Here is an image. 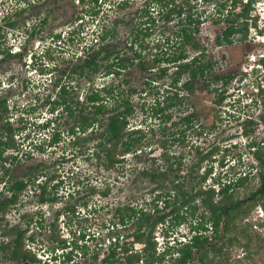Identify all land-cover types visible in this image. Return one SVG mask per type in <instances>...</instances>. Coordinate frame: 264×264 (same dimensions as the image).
Listing matches in <instances>:
<instances>
[{
  "label": "rangeland",
  "instance_id": "obj_1",
  "mask_svg": "<svg viewBox=\"0 0 264 264\" xmlns=\"http://www.w3.org/2000/svg\"><path fill=\"white\" fill-rule=\"evenodd\" d=\"M121 1L96 0L94 3L90 0H0V100H6L9 123L17 130L13 137L14 148L6 149L2 153V158H6L5 167L9 171L7 175L11 178L18 179L24 177L27 172L37 170L40 180L45 177L50 179L46 183L45 196L57 198L55 203L41 204L38 193L34 192L36 189L28 191L27 194L21 192L15 207L9 206L5 211L3 222L8 221V224L6 228H0V242L4 240L6 242V238L10 240L17 230H22L23 245L20 251L33 250L36 258L43 264H51L49 260L52 264H60L54 263L52 258L55 252L56 256L61 254L60 249L56 250L61 244L60 241H68L73 237L72 234L78 235V232L82 231L91 232L96 238L92 241L87 240L88 256L85 259H77L74 264H101L99 259L94 262L91 257L96 253L100 255L101 250H106L113 242V238H116V234L126 237L132 230V223L124 227H117L119 224L115 225L117 228L113 227V224L118 222L114 210L128 203L150 210L154 196L157 193H164L162 188L152 192L157 182L150 183L148 179L138 178L137 175L142 168L163 166L164 160L159 157L162 150L157 144L151 146L155 153H150L148 147L136 159L127 155L123 170H105L102 167V160L92 154V145L96 144V139L78 146L69 142L72 139L66 131L74 123L72 118L62 116L58 121L62 141L56 146H47L48 131L52 133V130H40L37 127L40 122L50 117L49 104L46 101L57 97L59 89L55 82L79 85L77 88L80 92L77 95L80 96L86 87V81L76 79L72 73L73 64L78 63L80 56L84 57L87 52H91L89 47L95 44L98 34L104 29L116 27V40L123 41L127 26L122 19H138L139 9L146 0H126L128 5L124 8L118 6ZM216 1L218 4L225 1L228 6L231 3V0H195L191 4L196 10L204 11L203 18L207 17L202 21L204 25L199 37L206 46L208 58L218 60L219 73H232L237 76L227 87L226 99L220 106L216 105L213 101L215 98L213 92L207 91L202 83H196L192 92L186 95L187 99L174 108V118L163 125L149 116L154 94L158 93L157 88H165L171 81L164 78L151 85L155 86L152 91L132 97L134 112L130 117V126L132 129L141 128L148 139L153 138L151 142H156L161 138L160 131L166 130V133H171L172 128L179 131V128H182L179 118L190 113L195 114L197 116L195 125L187 130L184 142H176L174 145L166 143L168 153L174 154V158H181L180 171L166 174L164 180L158 183L160 186L167 185L177 176V182L185 184L188 168L199 156L215 151L214 156L201 165L200 174L205 168L212 166V177L208 178L206 186H213L214 179H236L239 175L243 176L249 172L251 174H248V181L243 187H237L232 192L238 200L244 201L255 191L259 183L256 172L258 163L252 158L249 147L251 143L261 145L264 139V127L256 122L258 116L264 115V97L259 95L258 97L254 93L255 77H251L249 73L250 70H255L252 65L253 59L257 60L264 53L260 45L264 40V0H255L252 5L250 16L256 18V26H250L247 40L225 50L218 48L214 43L215 37L224 29L223 25L211 23L212 14L217 8L213 5ZM240 8L242 7L236 10L237 13L240 12ZM92 11L98 13L92 15L90 13ZM174 23L168 26L158 23L151 41L159 39L162 30L171 35L177 28ZM7 24H11L12 27H8ZM260 31L263 32L262 36H259ZM98 46L95 45V50L99 48ZM134 49L139 50L138 47ZM221 56H224L223 59ZM240 59L242 63L245 62L242 64L239 62ZM240 67L247 72V76H244ZM173 72L174 69L170 67L168 77ZM148 74L150 73L135 75L134 87L140 92L143 81L149 77ZM122 78L121 76L120 80ZM113 80V77L97 78L96 83L106 85ZM219 85V82H213L210 88ZM180 94L182 95V92ZM150 129L153 130V134L150 133ZM164 140L170 141L171 136ZM12 156H17V160H12ZM153 156L157 158L154 164L148 160ZM100 157L103 158L101 154ZM219 162H222V168ZM1 164L0 159V167ZM106 184L109 188V197L102 198L99 190H104L103 185ZM6 194L0 190V201ZM170 198L172 199V196ZM162 202L159 201L158 208L164 209ZM66 205L74 207L76 213L73 216L57 217V211ZM166 219V223L159 225L155 231L157 254L163 251L167 240H170V244L174 243L173 239L185 242L192 235L188 228L193 219L188 217L185 223L173 230L169 228L172 218L169 216ZM243 223L252 225L251 232L264 238L263 208L254 207ZM4 230L8 234L3 235ZM165 231H169V239H163ZM30 235L34 238L33 242L27 240ZM206 235L210 236V231ZM227 237L213 240L211 244L220 245L227 242ZM122 242L119 244L122 245ZM241 242L244 240L241 239ZM141 246L135 244L133 249L138 250ZM251 248L254 252V245ZM226 249L228 261L224 264H250L251 260L241 261L245 250L235 242L228 244ZM1 258L2 252L0 264H14ZM252 258L264 260V246L263 251ZM165 261H168V257ZM190 264H201L196 254Z\"/></svg>",
  "mask_w": 264,
  "mask_h": 264
},
{
  "label": "trees",
  "instance_id": "obj_2",
  "mask_svg": "<svg viewBox=\"0 0 264 264\" xmlns=\"http://www.w3.org/2000/svg\"><path fill=\"white\" fill-rule=\"evenodd\" d=\"M90 1L96 3V0ZM193 1L195 0H146L139 9L138 19H122L123 23L129 27L128 42L116 40V27L102 30L95 44L89 47L91 52H87L84 57L80 56L78 63L73 64L72 73L76 79L86 81L82 94L77 95L80 92L77 88L79 85L55 82V86L59 89L57 98L52 101L48 99L46 103L49 104L48 112L52 115L56 113V116L52 119H45L37 125L40 130L53 128L48 145L56 146L62 141V131L59 130L57 121L62 115L65 118H72L74 123L66 131L72 139L69 140L70 143L78 146L96 139V144L92 145V154L100 158L102 166L109 170H123L127 155L136 159L148 147L150 153H153L152 145L157 144L162 150L159 157L164 160V168L161 165L142 168L137 175L138 178L148 179L150 183L157 182L152 192L162 188L164 193H157L154 196L150 210L129 203L114 210L118 222L113 224V227L118 224L117 227H124L129 223L133 225L126 237L116 234V238H113L114 241L109 246V264H190L194 259V254L197 255L201 264H224L228 261L226 247L232 242L245 250L242 260L240 258L241 261L251 260L250 264H264L263 259L259 261L257 258H252L253 255L263 251L264 238L251 232L252 225L243 223L254 207L260 206L264 209V170L257 173L258 186L244 201L238 200L232 192L237 187H243L248 181V174H251L249 172L243 176L239 175L236 179H214L213 186H206L208 178L212 177V166L205 168L200 174L201 165L207 159H211L215 151L199 156L196 162L188 168L185 175L186 185L177 182V176H175L167 185L160 186L158 182H162L166 174L179 172L182 166L181 158H174V154L168 153L166 143L169 142L170 145L176 142L183 143L187 130L195 125L197 116L193 113L183 116L180 118L182 128H179V131L174 128L171 133H166V130L160 131L161 138L156 142H151L153 138L148 139L141 128L132 129L130 126V117L134 112L132 97L152 91L155 86L151 87V85L164 78H169L171 81L165 88H157L158 93L154 94L149 116L150 119L160 121L159 123L163 125L172 120L174 108L187 99V96L181 95L180 92L191 93L196 83H205L206 88L214 93L213 101L216 105L219 106L224 101L226 97L224 93L227 89L219 92L216 88H210L211 83L219 81L220 78L211 74L212 64L210 62L201 60L203 48L198 43L197 36L205 13L203 10H196V7L191 4ZM230 2L229 6L225 1L219 4L216 1L213 4L217 8L212 14V23H224L227 26L222 39L221 37L217 39V44L223 41L231 44V38L239 32L242 33L241 39H244L249 24L256 25L255 18L250 16L254 0H245L244 3L242 0H231ZM127 5L126 0L118 3L120 8ZM239 5L242 7L241 13L236 12ZM90 13L96 15L98 11ZM140 18L142 19L139 21ZM158 23L163 26L174 23L177 28L172 31L171 35H167L162 30L160 38L154 42L150 39ZM238 24L242 25L239 29L236 27ZM7 26L12 27L11 24ZM129 42L130 45L127 44ZM96 44L99 45L97 50L94 48ZM135 47L139 50H135ZM194 50H200L201 53L190 62L188 51ZM170 67L177 69H174L168 77ZM137 73L140 76L150 73L142 83L141 92L134 87ZM98 75L100 76L97 77ZM121 76L123 78L120 80ZM109 77L114 78L109 84L98 85L96 83L97 78ZM182 78L185 81L178 86ZM229 79L224 80L225 85H228ZM7 113L6 100H0L1 168H4V163H6V158H2V153L6 149L14 148L13 135L17 131L6 120ZM150 133L153 134L152 129ZM167 136H171V140L163 141ZM254 157L264 169V152H254ZM11 159L15 160L13 157ZM148 160L154 164L157 158L153 156ZM219 164L223 167L222 162ZM3 179L4 177L1 178ZM24 187L23 181L14 182L9 188L12 192L11 197H5L0 201V228L7 227L8 221L3 222L5 211L15 203L19 191ZM40 190L39 201L41 203L56 202L55 196H45V186H40ZM108 190V187L99 190V194L106 197ZM171 191H173L172 194ZM160 200L163 201V208L169 209L168 212L159 214L161 210L158 208V202ZM74 212V207L66 205L57 211V217L60 214L68 216ZM169 216L172 218L169 224L172 230L185 223L188 217L193 219L194 221L189 224L188 228L193 234L185 243L173 239V244H166L165 249L157 254L155 231L159 225L166 223V218ZM208 231L211 233L210 236L206 235ZM168 233L169 231H165L163 238H168ZM6 234L8 233L4 230L3 235ZM223 236H229L226 238L227 242L220 245L211 244L213 240H219ZM21 238L22 234L19 233L15 239L1 246L3 260L12 259L19 262L20 259L27 257L23 250L20 251L23 245ZM124 239H131V241ZM241 239L244 242H241ZM120 241H123L122 245L119 244ZM135 244L142 245V248L134 250ZM252 245L255 247L254 252ZM166 257L168 261H165Z\"/></svg>",
  "mask_w": 264,
  "mask_h": 264
},
{
  "label": "flooded vegetation",
  "instance_id": "obj_3",
  "mask_svg": "<svg viewBox=\"0 0 264 264\" xmlns=\"http://www.w3.org/2000/svg\"><path fill=\"white\" fill-rule=\"evenodd\" d=\"M239 7H240V5L237 7V9L239 10ZM242 12V10H241V8H240V12H238V13H241ZM204 19H206L205 17H204ZM256 19V18H255ZM212 23V22H211ZM252 23V22H251ZM256 23V22H255ZM212 24H214V23H212ZM240 24V23H239ZM238 24V26H236L238 29L239 28H241L242 27V25H239ZM204 25V23H201V26L199 27V30H200V32L198 33V36H197V40H198V43H200V45L202 46V48H203V51H201L202 52V57H201V60L203 61V62H210L211 64H212V73L211 74H213L215 77H218V78H220L219 79V81H217V82H214V83H220V85L218 86V87H216V89H218V91L219 92H221L223 89H227V87L229 86V83H231L234 79H235V77H237L235 74H222V73H219L218 71H217V68H218V66H219V63H218V60H211L210 58H208V53H207V49H206V46L201 42V40H200V37H199V35H200V33H201V28H202V26ZM214 25H223V27H224V29L221 31V33L219 34V35H217L216 37H215V39H214V43H215V45L218 47V48H222L223 50H225V49H229L230 47H232V46H235L236 45V43H240V42H243V41H246L247 40V38H248V32H249V29H248V32H247V35H246V37L244 38V39H241L242 38V33H236V34H234V36L231 38V40H232V43L231 44H227V43H225L224 41L221 43V44H217V39H219V37H221V39H222V37H223V32L226 30V28H227V26L224 24V23H219V24H214ZM250 26H254V25H251V24H249V28H250ZM256 26V25H255ZM128 27V26H127ZM259 33V36H262L263 35V32H258ZM153 35V34H152ZM151 36V35H150ZM152 37V36H151ZM159 37H160V35H159ZM257 37V36H256ZM149 38V37H148ZM129 39H130V31H129V27L127 28V33H126V35L124 36V41L125 42H128L129 41ZM151 40V39H150ZM156 40V39H155ZM155 40H154V42H155ZM128 45H130V42L129 43H127ZM260 45H261V48H262V50H264V40H262L261 41V43H260ZM216 47V48H217ZM200 50H194V51H188V54H189V59H188V61H192L193 59H195V57H197V55H199L200 53ZM223 57L224 56H221V59H223ZM244 58H245V56H244ZM244 60V59H243ZM242 60L240 59L239 60V62H241ZM245 61H243V63H244ZM198 63V62H197ZM242 63V62H241ZM242 63V64H243ZM252 65H254V68H255V70L253 69V70H250V76L251 77H255V81H254V83H253V86H255L254 88L255 89H253V91H254V93L258 96H261L262 98L264 97V53H262L261 54V56L260 57H258V59L256 60V59H253V64ZM221 66V65H220ZM243 66V65H242ZM241 68V67H240ZM173 69H177V68H173ZM241 70V72L242 73H244V76H247V72L246 71H243V69L241 68L240 69ZM243 75V74H242ZM242 75H240V76H242ZM249 75V74H248ZM187 76H188V73H187ZM209 76H211V75H209ZM208 78V77H207ZM228 78H230L229 79V81H228V85H225L224 83H225V81L224 80H227ZM181 82L178 84V86H181V84H182V82H184L185 80H184V78H182L181 80H180ZM255 84V85H254ZM202 85L203 86H205V83H202ZM214 87V86H213ZM207 89V88H206ZM239 89V88H238ZM207 91H209V89H207ZM227 92V91H226ZM226 92L224 93L225 95H226ZM214 94V93H213ZM216 94H218V93H216ZM182 95L183 96H186L187 95V92H182ZM258 96V97H259ZM188 97V96H187ZM57 98V97H56ZM55 98V99H56ZM225 99H226V97H225ZM224 99V100H225ZM54 100V99H53ZM52 101V100H51ZM220 106V105H219ZM8 110V109H7ZM174 111H175V109H174ZM174 111H173V117H172V119L174 118V115H175V113H174ZM8 114L9 113H7V116H6V120L9 122V119L10 118H8ZM63 114V113H62ZM61 114V115H62ZM65 114V113H64ZM49 115H50V117L49 118H47V119H52L53 117H55L56 116V113H54L53 115L52 114H50L49 113ZM62 116H64V115H62ZM61 116V117H62ZM65 117V116H64ZM61 119V118H60ZM60 119L58 120V121H60ZM179 120H180V118H179ZM58 121H57V123H58ZM257 123H259V125H262L263 127H264V115L263 114H261V116H258V120L256 121ZM56 124V123H55ZM54 124V125H55ZM11 125V124H10ZM53 125V126H54ZM12 126V125H11ZM49 130H52V132H53V128H51V129H49ZM17 133V131L15 132V134ZM48 133H49V136L47 137V146H49L48 145V140H49V138H50V134H51V132L50 131H48ZM14 134V135H15ZM67 134V133H66ZM14 135H13V137H14ZM62 136V135H61ZM70 142V141H69ZM60 144V143H59ZM251 146L249 147V149H250V151H251V153H252V158L255 160V161H257V163H258V166H257V168H258V170H257V173L261 170H264V169H262L261 168V166H260V164H259V161L258 160H256L255 159V157H254V152H257V151H263L264 152V139H263V141L261 142V145H257V144H255V143H251L250 144ZM52 146H55V145H52ZM13 157V156H12ZM15 160H17V156H14L13 157ZM13 160V159H12ZM4 164H6V163H4ZM6 165H4V168H1L0 169V190H1V192L3 193V192H5V193H7L3 198H2V200L5 198V197H11V195H12V192L11 191H9V188L11 187V186H13V184H14V182H16V181H23V184L25 185V187L24 188H22V190L21 191H19L20 193H18V196H17V199H16V201H15V203L13 204V206L15 207V205H16V202H17V200H18V198H19V196H20V194H21V192H23V193H25V194H27L28 193V191H32V189H36V191H34L35 193H38L37 195H38V198H39V195L41 194V190H40V186H45V188H47V186H46V183L48 182V181H50V179H48L47 177H45V179H43V180H40V178H39V174L37 173V170H33V171H30V172H27V173H25V175H24V177H21V178H18V179H14V178H11L10 176H8L7 174L9 173V171H8V169H6V167H5ZM103 167V169H105V170H109V168H105L104 166H102ZM4 177V179L3 180H1V178H3ZM41 177H43V176H41ZM103 187H108L107 186V184L106 185H103ZM104 188V189H105ZM109 189V188H108ZM93 190H95V188H93ZM92 190V191H93ZM46 192V191H45ZM68 195H72V194H68ZM67 195V196H68ZM102 198H108L109 197V190H108V193H107V195H106V197H104V196H102V195H100ZM57 200V199H56ZM40 202V201H39ZM41 203V202H40ZM44 203H50V202H44ZM44 203H41V204H44ZM53 203H55V202H53ZM159 203V202H158ZM50 204H52V202L50 203ZM12 206V205H11ZM161 211L160 212H162V211H164V210H166V209H162V208H159ZM76 212H74V214H75ZM74 214H69L68 216H73ZM23 215V214H22ZM22 215H21V217H22ZM59 216V215H58ZM60 216H66V215H64V214H60ZM68 216H66V217H68ZM90 231V230H89ZM108 231H109V229H108ZM188 231H189V229H188ZM190 232V231H189ZM22 234V238H21V241H22V239H23V234H24V232L22 231V230H17L15 233H14V235L11 237V239L10 240H8L7 238H6V242H5V240H4V242H0V252H2L1 251V246L2 245H6L9 241H11L12 239H15L16 237H17V235L18 234ZM191 234H193V232H191ZM1 235V234H0ZM72 238L70 239V240H68V241H66V240H61L60 241V245H59V248H56V250L57 249H60L61 250V254L60 255H58V256H56L55 254H56V252H55V254H54V256L52 257L53 258V262L54 263H56V262H60V264H74V263H76V260L77 259H85L87 256H88V249H87V240H90V241H92L94 238H96L93 234H91V232H78V235H76V234H72ZM1 237V236H0ZM5 237H7V236H5ZM29 238L27 239L28 241H30V242H33L34 241V238H33V236L32 235H30V236H28ZM191 237V236H190ZM170 237H168V239H169ZM190 239V238H189ZM188 239V240H189ZM177 240V239H176ZM187 240V241H188ZM178 241H180V240H178ZM187 241H185V242H187ZM167 242V245H169L170 244V240L168 241H166ZM185 242H183V243H185ZM30 249V248H29ZM25 253H27V257L26 258H22V259H20V261L19 262H17L16 260H12V259H9V261H11V262H13L14 264H43V262H41L38 258H36V254L34 253V251L33 250H28L27 252L26 251H24ZM101 254L99 255V253H96L93 257H91V259L93 258V261L94 262H96V261H98V259H99V262L101 263V264H109V245H108V247H107V249L106 250H101V252H100ZM99 255V256H98ZM3 252H2V258L1 259H3ZM51 258V259H52ZM4 260H7V259H4ZM49 262L52 264V261L51 260H49Z\"/></svg>",
  "mask_w": 264,
  "mask_h": 264
},
{
  "label": "clouds",
  "instance_id": "obj_4",
  "mask_svg": "<svg viewBox=\"0 0 264 264\" xmlns=\"http://www.w3.org/2000/svg\"><path fill=\"white\" fill-rule=\"evenodd\" d=\"M254 1H255V0H254ZM253 4H254V3H253ZM253 17H254V16H253ZM221 168H222V167H221ZM259 207H260V206H259ZM262 216H263V214H262L260 217H262ZM163 239H167V238H163ZM113 241H114V240H113ZM155 241H156V240H155ZM172 241H173V240H172ZM175 241H176V240H175ZM181 242H182V241H181ZM166 244H167V242L165 243V245H166ZM172 244H173V243H172ZM137 245H138V244H137ZM141 248H142V246H141ZM141 248H140V249H141ZM164 249H165V246H164ZM164 249H163V250H164ZM138 250H139V249H138Z\"/></svg>",
  "mask_w": 264,
  "mask_h": 264
}]
</instances>
